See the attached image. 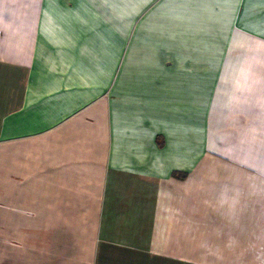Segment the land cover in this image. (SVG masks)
<instances>
[{
  "label": "crops",
  "instance_id": "obj_1",
  "mask_svg": "<svg viewBox=\"0 0 264 264\" xmlns=\"http://www.w3.org/2000/svg\"><path fill=\"white\" fill-rule=\"evenodd\" d=\"M0 264H264V0H0Z\"/></svg>",
  "mask_w": 264,
  "mask_h": 264
},
{
  "label": "rangeland",
  "instance_id": "obj_2",
  "mask_svg": "<svg viewBox=\"0 0 264 264\" xmlns=\"http://www.w3.org/2000/svg\"><path fill=\"white\" fill-rule=\"evenodd\" d=\"M209 89H210L209 87H204L205 93H210V91L207 92V90ZM204 105H205V109L211 110V102H205ZM208 151H210V149H208Z\"/></svg>",
  "mask_w": 264,
  "mask_h": 264
}]
</instances>
